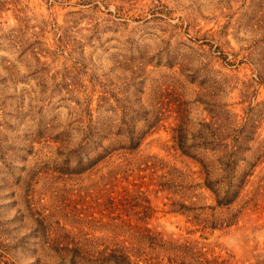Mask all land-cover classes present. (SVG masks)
Here are the masks:
<instances>
[{
  "label": "rangeland",
  "instance_id": "rangeland-1",
  "mask_svg": "<svg viewBox=\"0 0 264 264\" xmlns=\"http://www.w3.org/2000/svg\"><path fill=\"white\" fill-rule=\"evenodd\" d=\"M116 256L264 264V0H0V264Z\"/></svg>",
  "mask_w": 264,
  "mask_h": 264
},
{
  "label": "trees",
  "instance_id": "trees-1",
  "mask_svg": "<svg viewBox=\"0 0 264 264\" xmlns=\"http://www.w3.org/2000/svg\"><path fill=\"white\" fill-rule=\"evenodd\" d=\"M181 140V139H180ZM180 147L184 150V151H187V149H186V144L184 143V141H180ZM230 192V193H229ZM227 191V193L225 194V195H223V196H221V197H218L217 198V202L218 203H229V202H231L233 199H234V197L236 196V194H237V190H230V191ZM116 258V260H115V264H120V262H119V259H117L118 257L116 256L115 257ZM120 258H121V260L122 261H124L125 260V256H124V254H120Z\"/></svg>",
  "mask_w": 264,
  "mask_h": 264
}]
</instances>
